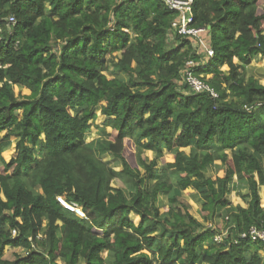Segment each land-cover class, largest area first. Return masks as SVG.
<instances>
[{
    "label": "trees",
    "instance_id": "obj_1",
    "mask_svg": "<svg viewBox=\"0 0 264 264\" xmlns=\"http://www.w3.org/2000/svg\"><path fill=\"white\" fill-rule=\"evenodd\" d=\"M191 13L209 57L169 37L162 0H0V264H264V240L240 236L264 230V84L246 74L264 57V0ZM187 68L216 96L191 92ZM97 109L111 133L87 142ZM234 177L245 206L229 202Z\"/></svg>",
    "mask_w": 264,
    "mask_h": 264
},
{
    "label": "built area",
    "instance_id": "obj_2",
    "mask_svg": "<svg viewBox=\"0 0 264 264\" xmlns=\"http://www.w3.org/2000/svg\"><path fill=\"white\" fill-rule=\"evenodd\" d=\"M163 3L169 9L176 11L177 16L171 22V29L173 33H177L179 35L189 37L194 40L195 44L199 45L200 49L207 57L213 54L212 49L207 44L204 35L203 28H195L190 27V23L192 22V13H191V4L192 0H162ZM13 17H9L8 22H13ZM187 65H193L192 61H187ZM184 80L189 86V90L193 93L201 92L204 90H209L210 93L216 96L212 90L201 80V76H196L192 70L185 69L184 70ZM58 203L65 209L74 212L77 216L81 218H86L81 207L69 202L63 195L56 197ZM208 227L217 228L213 223H208ZM218 229V228H217ZM14 233V231H13ZM227 234V229L222 228L218 229L214 235V240L220 242L223 237ZM241 237H250L253 239H261L264 240V230L257 228L256 226H250L247 230L240 233Z\"/></svg>",
    "mask_w": 264,
    "mask_h": 264
},
{
    "label": "rangeland",
    "instance_id": "obj_3",
    "mask_svg": "<svg viewBox=\"0 0 264 264\" xmlns=\"http://www.w3.org/2000/svg\"><path fill=\"white\" fill-rule=\"evenodd\" d=\"M173 32H171L169 34V37L172 38L173 36ZM250 65V64H249ZM223 70H226V67H224ZM105 74L107 76H112L113 75V72L112 71H107L105 72ZM246 74L249 75V70L247 69L246 70ZM96 113H97V117L95 118L94 122H93V125L91 126V129L89 130V132L87 133V136H86V141H92V140H96V139H106L108 138V136L106 135V132L107 133H111V128H109L108 126L105 125L104 122V118L103 116L100 114V110L97 109L96 110ZM104 125V126H103ZM103 126V127H102ZM106 131V132H105ZM4 131H1L0 132V141H2V137L4 135ZM228 154L230 155V152L227 151ZM14 153V141L13 139L11 138V141L5 146V151L2 153L3 154V157L6 161H8L10 159V157H12ZM145 157H147V159H151L154 154L152 152H149V151H146L145 152ZM100 157L103 159V160H106V161H109L112 165H114V167L116 169H119V166L117 165L116 162H113L112 159L110 158V156L107 154V153H101L100 154ZM128 159L129 162H132V163H135V158H134V155L133 154H130L126 157ZM216 163H219V162H216ZM221 168H219L218 166H210L208 169H207V175L209 176H215L217 175L218 173H221ZM120 183L117 181V180H114L112 182V185L113 186H118ZM258 191L261 195H263V190H261V188L259 187L258 188ZM194 193H188V192H185L183 197L184 199H186L189 204H190V212L197 218L201 219L200 217V213H199V207H200V203L201 201L199 200V198L197 197L198 195L194 194ZM197 198V199H196ZM262 199H263V196H262ZM241 200V199H240ZM242 201V200H241ZM244 203V202H243ZM245 204V203H244ZM234 205V204H233ZM165 208H161V210L163 211ZM213 224L217 226L218 229H222V226L223 224L220 222V218H216L214 221H213ZM11 251V250H10ZM15 251H18V252H21L20 249H15ZM10 256V254H8ZM59 263L58 264H62L60 261H58Z\"/></svg>",
    "mask_w": 264,
    "mask_h": 264
},
{
    "label": "crops",
    "instance_id": "obj_4",
    "mask_svg": "<svg viewBox=\"0 0 264 264\" xmlns=\"http://www.w3.org/2000/svg\"><path fill=\"white\" fill-rule=\"evenodd\" d=\"M247 69L249 70V75L253 76L257 80H259L260 83L264 84V57L260 55L255 56L252 59L250 65L247 66ZM215 166L221 168L220 163H215ZM259 187L261 188V190H263V195L259 193L260 197L262 196L264 197V186H259ZM239 191L242 194H245L247 192V187L244 182L238 181L237 178L234 177L230 184V193L228 194V199L232 206L235 205L245 206V204L243 203V201L240 200L241 198L237 194ZM197 197L199 198V196ZM220 222L222 223L221 219Z\"/></svg>",
    "mask_w": 264,
    "mask_h": 264
}]
</instances>
